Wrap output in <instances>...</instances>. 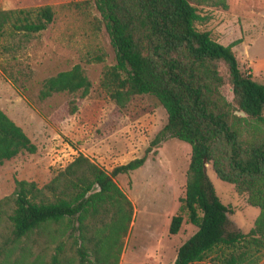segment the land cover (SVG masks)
I'll return each mask as SVG.
<instances>
[{
    "label": "trees",
    "instance_id": "obj_1",
    "mask_svg": "<svg viewBox=\"0 0 264 264\" xmlns=\"http://www.w3.org/2000/svg\"><path fill=\"white\" fill-rule=\"evenodd\" d=\"M90 5L75 0L0 9V34H30L69 18L92 37L102 25L114 63L101 69L99 86L119 106L133 94L152 96L166 121L140 156L109 172L78 154L41 186L14 178L12 191L0 197V264H117L132 206L112 177L138 168L172 137L186 142L190 155L184 193L167 230L176 233L186 216L195 231L177 247L171 264L209 256L210 264H257L264 256V85L239 70L231 50L238 39L224 45L195 27L207 19L197 6L224 9L225 0H92L98 17ZM86 46V61L102 60L97 45ZM225 83L229 100L221 92ZM89 86L75 63L45 78L39 96L78 89L84 95ZM35 150L0 109V163ZM207 163L258 208L246 232L232 226L228 207L206 176Z\"/></svg>",
    "mask_w": 264,
    "mask_h": 264
},
{
    "label": "rangeland",
    "instance_id": "obj_2",
    "mask_svg": "<svg viewBox=\"0 0 264 264\" xmlns=\"http://www.w3.org/2000/svg\"><path fill=\"white\" fill-rule=\"evenodd\" d=\"M68 1L75 0H0V9ZM225 2L224 9L197 6L207 19L195 27L224 45L238 39L231 50L239 70L264 85V0ZM90 4V14L98 17L92 0ZM88 37L69 18L30 34L8 29L0 34V109L19 122L36 145L33 153L21 151L0 163V197L12 191L14 178L41 186L78 154L109 172L114 165L140 156L165 123L164 109L148 94H133L123 106L105 94L99 78L101 69L114 63L113 48L102 25ZM88 43L99 47L101 61H86ZM75 63L90 83L84 95L78 89L39 96L45 78ZM219 70L225 75L222 64ZM221 92L231 98L226 83ZM189 155L186 142L168 138L147 154L141 166L112 177L132 206L117 264H171L177 247L195 231L186 216L176 233L167 230L184 193ZM205 169L216 195L229 209L232 226L246 232L258 208L249 206L245 194L233 185L218 179L209 163ZM211 258L192 264H210ZM257 264H264V256Z\"/></svg>",
    "mask_w": 264,
    "mask_h": 264
},
{
    "label": "crops",
    "instance_id": "obj_3",
    "mask_svg": "<svg viewBox=\"0 0 264 264\" xmlns=\"http://www.w3.org/2000/svg\"><path fill=\"white\" fill-rule=\"evenodd\" d=\"M13 122H14L15 124H17L18 126H20V127L22 128V130L24 131V133L26 134V132H25L23 126H22L19 122H16L15 120H13ZM27 136H28V134H27ZM28 138L30 139L29 136H28ZM31 141L33 142V140H31ZM35 146H36V145H35Z\"/></svg>",
    "mask_w": 264,
    "mask_h": 264
},
{
    "label": "water",
    "instance_id": "obj_4",
    "mask_svg": "<svg viewBox=\"0 0 264 264\" xmlns=\"http://www.w3.org/2000/svg\"><path fill=\"white\" fill-rule=\"evenodd\" d=\"M235 113L239 114V115H243L242 111H235Z\"/></svg>",
    "mask_w": 264,
    "mask_h": 264
}]
</instances>
